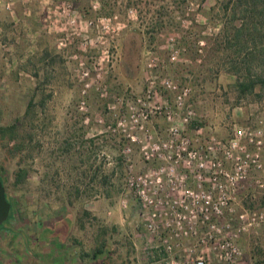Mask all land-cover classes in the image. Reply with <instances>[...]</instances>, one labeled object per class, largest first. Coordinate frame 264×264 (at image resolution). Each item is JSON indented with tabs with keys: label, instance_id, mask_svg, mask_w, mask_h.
I'll list each match as a JSON object with an SVG mask.
<instances>
[{
	"label": "rangeland",
	"instance_id": "rangeland-1",
	"mask_svg": "<svg viewBox=\"0 0 264 264\" xmlns=\"http://www.w3.org/2000/svg\"><path fill=\"white\" fill-rule=\"evenodd\" d=\"M7 1L0 0V176L12 208L0 227L14 222L33 231L42 222H77L82 250L91 254L106 245L108 262L128 264L135 251L130 238L139 250L147 246L126 186L129 164L133 172L145 168L126 135L130 106L150 80L169 76L191 88L195 117L186 134L195 145L210 136L225 141L234 126L261 120L264 128V85L240 90L248 76L264 78V6L247 0H10L6 8ZM166 126L160 116L151 120L155 137H163ZM242 212L264 213L258 171L237 186L232 211L220 222L236 225ZM240 240L250 242L252 256L264 264V219Z\"/></svg>",
	"mask_w": 264,
	"mask_h": 264
},
{
	"label": "built area",
	"instance_id": "built-area-1",
	"mask_svg": "<svg viewBox=\"0 0 264 264\" xmlns=\"http://www.w3.org/2000/svg\"><path fill=\"white\" fill-rule=\"evenodd\" d=\"M10 5L8 0L5 6ZM190 98L188 85L162 76L158 83L150 80L144 94L130 106L126 135L139 147L145 168L133 172L129 164L126 186L143 220L145 250L153 264H241L238 236L263 220L264 213L242 212L236 225L220 220L232 211L240 182L252 171L264 175L262 121L234 126L225 141L210 136L195 145L186 134L195 117ZM157 116L167 125L161 138L150 127ZM123 123L119 120L117 127L126 131ZM196 132L201 134L202 127ZM123 151L127 154L131 148Z\"/></svg>",
	"mask_w": 264,
	"mask_h": 264
},
{
	"label": "crops",
	"instance_id": "crops-1",
	"mask_svg": "<svg viewBox=\"0 0 264 264\" xmlns=\"http://www.w3.org/2000/svg\"><path fill=\"white\" fill-rule=\"evenodd\" d=\"M13 223L6 222L0 227V264H114L108 262L110 250L106 245L103 248L97 246L96 248H101V253L95 256L81 249L78 236L82 234L77 222H42V226L33 231L27 224L14 226ZM80 224L84 225L82 222ZM12 235L16 237L13 238ZM23 240L24 246L19 247L18 243ZM130 241L135 246V251L131 247L133 252L128 264H153L151 254L146 250H139L134 238H130ZM29 242L33 243V248L26 247ZM238 243L244 252L240 259L242 264H260L263 261L262 257L259 260L252 256L250 242L246 245L240 240ZM209 264L214 263L209 261Z\"/></svg>",
	"mask_w": 264,
	"mask_h": 264
},
{
	"label": "trees",
	"instance_id": "trees-1",
	"mask_svg": "<svg viewBox=\"0 0 264 264\" xmlns=\"http://www.w3.org/2000/svg\"><path fill=\"white\" fill-rule=\"evenodd\" d=\"M247 2H252L253 5H256V4H262L264 6V0H247ZM264 15H262L263 17ZM264 19V17H263ZM262 29H264V21L262 23ZM258 31V30H257ZM247 81L244 82V83H240V90H242L243 92L246 91V90H252L254 88V86L257 84V83H261L264 85V78H250L249 76L247 77ZM193 125V124H192ZM14 128V126H8L4 129L6 130H9V131H12ZM19 180H21V174L20 173H17V179L16 181L18 182ZM10 215V214H9ZM98 253H101V248L98 247L96 248L93 252H92V255L95 256L96 254Z\"/></svg>",
	"mask_w": 264,
	"mask_h": 264
},
{
	"label": "water",
	"instance_id": "water-1",
	"mask_svg": "<svg viewBox=\"0 0 264 264\" xmlns=\"http://www.w3.org/2000/svg\"><path fill=\"white\" fill-rule=\"evenodd\" d=\"M11 203L7 200L5 187L0 180V224H2L8 218Z\"/></svg>",
	"mask_w": 264,
	"mask_h": 264
},
{
	"label": "flooded vegetation",
	"instance_id": "flooded-vegetation-1",
	"mask_svg": "<svg viewBox=\"0 0 264 264\" xmlns=\"http://www.w3.org/2000/svg\"><path fill=\"white\" fill-rule=\"evenodd\" d=\"M0 180H2V177H1V176H0ZM2 182H3V180H2ZM3 184H4V182H3ZM6 197H7V196H6ZM7 200H8V198H7ZM11 208H12V205H11V207H10L9 214H10ZM9 214H8V216H9Z\"/></svg>",
	"mask_w": 264,
	"mask_h": 264
}]
</instances>
